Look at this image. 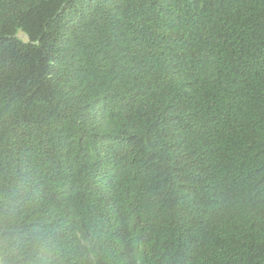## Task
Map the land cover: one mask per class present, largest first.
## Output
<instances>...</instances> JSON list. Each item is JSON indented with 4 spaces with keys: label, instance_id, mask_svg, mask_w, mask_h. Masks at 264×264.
<instances>
[{
    "label": "trees",
    "instance_id": "obj_1",
    "mask_svg": "<svg viewBox=\"0 0 264 264\" xmlns=\"http://www.w3.org/2000/svg\"><path fill=\"white\" fill-rule=\"evenodd\" d=\"M0 264H264V0H0Z\"/></svg>",
    "mask_w": 264,
    "mask_h": 264
}]
</instances>
